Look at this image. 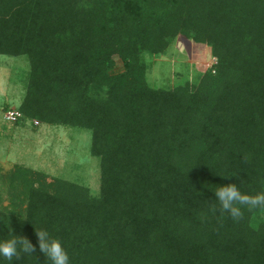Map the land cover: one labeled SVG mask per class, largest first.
Instances as JSON below:
<instances>
[{
  "label": "trees",
  "instance_id": "1",
  "mask_svg": "<svg viewBox=\"0 0 264 264\" xmlns=\"http://www.w3.org/2000/svg\"><path fill=\"white\" fill-rule=\"evenodd\" d=\"M178 35L213 62L149 85L146 56ZM0 55L30 66L15 123L89 130L99 159L97 196L15 169L24 210L0 207V239L46 230L70 264H264V208L234 221L212 191L239 172L243 193L264 192V0H0Z\"/></svg>",
  "mask_w": 264,
  "mask_h": 264
},
{
  "label": "rangeland",
  "instance_id": "2",
  "mask_svg": "<svg viewBox=\"0 0 264 264\" xmlns=\"http://www.w3.org/2000/svg\"><path fill=\"white\" fill-rule=\"evenodd\" d=\"M147 80L153 87H168L184 81L195 82L213 62L210 48L190 38L176 36L162 53L146 56ZM26 56L0 55V207L22 214V186L10 179L21 167L71 181L99 193V159L90 155V131L24 119L6 121L5 109H19L27 83ZM115 69L122 70L116 59ZM17 193H20L17 197Z\"/></svg>",
  "mask_w": 264,
  "mask_h": 264
},
{
  "label": "clouds",
  "instance_id": "3",
  "mask_svg": "<svg viewBox=\"0 0 264 264\" xmlns=\"http://www.w3.org/2000/svg\"><path fill=\"white\" fill-rule=\"evenodd\" d=\"M233 176L240 181L239 186L237 183H228L219 185L218 188L212 191L215 200L219 202L220 211L227 213L234 221H239L244 216V208H247L249 211L264 208V192L255 195L243 193L241 185L244 183V180L239 176V172H233L221 177L229 179ZM5 226L8 227L10 238L0 239V264H4L5 260L9 264H13L14 261L20 259L22 254L31 255L36 258L34 254L37 251V245L39 252L44 255L45 261H50V264H70L69 254L61 240L52 237L48 231L35 230L37 244H33L27 236L15 234L10 224Z\"/></svg>",
  "mask_w": 264,
  "mask_h": 264
},
{
  "label": "built area",
  "instance_id": "4",
  "mask_svg": "<svg viewBox=\"0 0 264 264\" xmlns=\"http://www.w3.org/2000/svg\"><path fill=\"white\" fill-rule=\"evenodd\" d=\"M3 118L6 121L15 123L17 120H19L21 118V112L19 111V109L15 108V107H10L4 111ZM34 123L38 124V122L36 120L34 121Z\"/></svg>",
  "mask_w": 264,
  "mask_h": 264
}]
</instances>
